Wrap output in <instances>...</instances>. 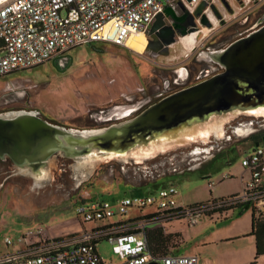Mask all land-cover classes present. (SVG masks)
<instances>
[{"label": "rangeland", "instance_id": "1", "mask_svg": "<svg viewBox=\"0 0 264 264\" xmlns=\"http://www.w3.org/2000/svg\"><path fill=\"white\" fill-rule=\"evenodd\" d=\"M214 4L219 6L217 0ZM230 10L221 9L225 16L222 21L212 17V28L205 26L209 31L199 32L192 48L181 44L182 36L177 33L167 55L112 44L83 45L68 51L58 63L47 62L0 76V116L34 112L47 122L81 132L130 119L147 107V99L153 104L190 86L201 70L211 69L213 62L205 48L219 50L229 45L263 7L255 5L237 13L230 6ZM202 26L198 24L199 31ZM158 93L161 96L157 97ZM116 106L133 107L134 111L120 118L112 114ZM256 114L263 116L237 115L211 122L208 130L198 132L199 139L139 160L79 163L55 155L39 178L10 160L0 159V251L6 250L2 245L5 235L13 237L16 249L17 237L29 230H39L46 240L89 231L103 222H80L75 213L77 202L145 195L148 185L140 184L172 185L177 190L176 204L182 208L238 194L240 177L245 175L242 152L252 144L253 134L264 132V113ZM223 175L228 176L221 180ZM210 181L215 182L212 188L207 186ZM150 210L131 208L127 215L113 220L137 221ZM249 221L250 209L244 207L233 215L200 214L193 226L174 220L161 227L170 234L171 254L186 255L196 248L199 264L212 259L249 264L254 260V240L233 237L246 231ZM179 228L184 235L181 244ZM96 252L107 263L119 261L106 239L97 242ZM256 264H264V255Z\"/></svg>", "mask_w": 264, "mask_h": 264}, {"label": "built area", "instance_id": "2", "mask_svg": "<svg viewBox=\"0 0 264 264\" xmlns=\"http://www.w3.org/2000/svg\"><path fill=\"white\" fill-rule=\"evenodd\" d=\"M202 0H0V76L17 70L51 62L60 55L83 45L112 44L125 46L127 37L145 31L156 14L178 3L191 13ZM214 3V0H207ZM237 13L264 0H225ZM210 9L207 7L204 12ZM181 11V10H180ZM225 18L224 14L221 17ZM241 166L245 175L238 194L211 200L199 206L178 207L172 186L160 187L151 193L122 197L113 201L89 199L77 202L75 213L82 223L103 222L67 239L41 238V232L26 231L17 237L19 249L0 252V264H198L196 255L167 254L154 257L148 246V230L163 223L184 220L188 226L197 222L200 214L219 215L250 209L256 220L264 218V141L249 146L243 152ZM223 175L221 180L227 178ZM215 185L207 183L208 188ZM140 212L141 219L113 220L123 217L129 209ZM33 238V239H32ZM106 239L119 261L107 263L96 252V244ZM6 247H13L11 236L3 238Z\"/></svg>", "mask_w": 264, "mask_h": 264}, {"label": "water", "instance_id": "3", "mask_svg": "<svg viewBox=\"0 0 264 264\" xmlns=\"http://www.w3.org/2000/svg\"><path fill=\"white\" fill-rule=\"evenodd\" d=\"M221 2L231 11L225 0ZM178 5L180 14L170 5L164 10L174 20L180 36L195 30L196 19L212 27L204 12L207 7L217 20L222 17L215 4L207 0H202L193 13L182 3ZM207 56L221 72L168 94L130 119L99 130L68 129L34 112L0 116V159L10 160L39 178L55 155L79 163L115 158L139 160L199 139L198 132L208 130L206 127L219 119L263 116L256 111L264 108V24Z\"/></svg>", "mask_w": 264, "mask_h": 264}, {"label": "bare ground", "instance_id": "4", "mask_svg": "<svg viewBox=\"0 0 264 264\" xmlns=\"http://www.w3.org/2000/svg\"><path fill=\"white\" fill-rule=\"evenodd\" d=\"M209 17L213 22L212 16L209 15ZM208 31L209 30L204 26L199 32L206 34ZM176 35V24L174 20L166 10H161L152 19L145 31L130 34L124 45L125 47H133L139 52L144 51V53L149 51L150 48H153L155 52L167 55L169 54V46L175 42ZM197 35L198 31L182 36V38H180L181 44L187 48H192L196 43ZM144 37H147V39H143ZM129 43H131V46H127ZM134 45H137V47H134ZM133 109V107L116 106L112 109V114L121 118L127 116ZM256 112L264 113V108Z\"/></svg>", "mask_w": 264, "mask_h": 264}, {"label": "trees", "instance_id": "5", "mask_svg": "<svg viewBox=\"0 0 264 264\" xmlns=\"http://www.w3.org/2000/svg\"><path fill=\"white\" fill-rule=\"evenodd\" d=\"M95 48V47H94ZM148 185L149 191H154L157 188L162 187L161 184L152 182L151 184H140L139 187H144ZM132 188H136L132 185ZM100 199V198H99ZM201 204H195V206H199ZM244 208V206L237 207V211ZM206 215H210L211 213H205ZM182 217H178L176 220L181 219ZM170 221L173 220L172 217L169 218ZM250 235L254 236L255 240V256L254 260L249 264H256L257 259L264 255V218L254 219L251 215V230L249 232ZM169 238L170 234H166L162 227H155L147 232L148 246L154 257H162L167 254H170L169 247Z\"/></svg>", "mask_w": 264, "mask_h": 264}, {"label": "flooded vegetation", "instance_id": "6", "mask_svg": "<svg viewBox=\"0 0 264 264\" xmlns=\"http://www.w3.org/2000/svg\"><path fill=\"white\" fill-rule=\"evenodd\" d=\"M218 1V3H219V6H217V5H215L216 6V8L218 9V11H219V13L221 14V16H222V13H221V9L222 10H225V11H227L226 10V8L224 7V5L222 4V2H221V0H217ZM227 3V2H226ZM228 4V3H227ZM228 6H229V8H230V5L228 4ZM262 7H263V11H261L262 13L260 14V15H258L257 17H252L253 19H251L250 20V22L245 26V27H243V29L240 31V32H238L237 33V35H236V37H235V39H233V41H235V40H238V39H240V38H243V37H245L246 35H248L249 33H251V32H253L254 30H256V29H258L260 26H262L263 24H264V4H262ZM221 8V9H220ZM177 14H180L181 13V11L178 9V8H174L173 9ZM206 15L208 16V18L210 19V17H209V15H211L212 17H214V15L212 14V12L209 10L207 13H206ZM249 16H250V14H248L246 17H245V20L243 21L245 24L247 23V21L249 20ZM215 18V17H214ZM216 19V18H215ZM217 20V19H216ZM223 19L221 18V20H218V21H222ZM210 21H211V23H212V20L210 19ZM196 22H197V26H196V28H195V30L194 31H198V33H199V28H198V20L196 19ZM201 25V24H200ZM212 28V27H211ZM193 31V32H194ZM178 37V35H176L175 36V39ZM144 39H147V37H144ZM233 41H230V42H233ZM226 46V45H225ZM228 46V45H227ZM225 48V47H224ZM223 48V49H224ZM205 50H206V54L207 53H209V52H212V51H218V50H216V48H214V47H211V46H208V47H206L205 48ZM219 50H222V49H219ZM151 52H154L155 53V51L153 50V48H150V50H149V53H151ZM156 53H159V52H156ZM65 56H67L66 54H63V55H60L59 57H57L56 59H54L53 61H51L50 63H53V62H60V61H63L64 59H65ZM222 71V69L220 68H218V66L216 65V64H214L213 63V66H211V69H203V70H201L197 75H195L194 76V78H195V80L191 83V85H193V84H195V83H198V82H200V81H202V80H204V79H206V78H208V77H210V76H212V75H214V74H217V73H219V72H221ZM190 85V86H191ZM183 89V88H182ZM157 97L158 96H161V93H158L157 95H156ZM159 99V98H158ZM150 102V98L149 99H147V106L148 105H150L151 103H149ZM145 105V106H146ZM133 111H134V109H133ZM132 113V111L129 113V114H131ZM128 114V115H129ZM137 115V114H136ZM264 139V132L263 133H259V134H253L252 135V137H251V142H252V144L250 145V146H252V145H254L256 142H261L262 140Z\"/></svg>", "mask_w": 264, "mask_h": 264}, {"label": "crops", "instance_id": "7", "mask_svg": "<svg viewBox=\"0 0 264 264\" xmlns=\"http://www.w3.org/2000/svg\"><path fill=\"white\" fill-rule=\"evenodd\" d=\"M240 181H241V188H242V186H243V180L240 178ZM151 192H153V191H149V190H147V192L146 193H151ZM237 211H234V212H232V213H228V215H233V214H235ZM250 230H251V215H250V221H249V227H248V229L246 230V231H244V232H236V233H234L233 234V237L235 238V239H237V238H239V237H247V238H251V239H253L254 240V236H252V235H250L249 234V232H250ZM85 231V230H84ZM179 231H180V233H181V235H182V238H180L181 240H180V244L183 242V231H182V229H180L179 228ZM83 232V230L80 232V233H77V234H81ZM5 236H8V235H5ZM4 236V237H5ZM254 242H255V240H254ZM180 244H179V246H180ZM2 245L6 248V250L5 251H0V252H6V251H10V250H15V248L14 247H6L4 244H3V241H2ZM254 247H255V243H254ZM20 247L19 246H17V248H16V250L17 249H19ZM197 249L196 248H193V249H190L189 251H188V253H186V255H196L197 256V258H198V264H199V254H197ZM254 256H255V253H254ZM262 256V255H261ZM225 262H216L214 259H212V260H208V261H206L204 264H224ZM229 264H238V263H229Z\"/></svg>", "mask_w": 264, "mask_h": 264}]
</instances>
